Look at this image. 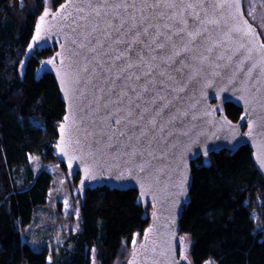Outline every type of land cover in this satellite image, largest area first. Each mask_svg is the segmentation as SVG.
Listing matches in <instances>:
<instances>
[{
    "label": "water",
    "instance_id": "water-1",
    "mask_svg": "<svg viewBox=\"0 0 264 264\" xmlns=\"http://www.w3.org/2000/svg\"><path fill=\"white\" fill-rule=\"evenodd\" d=\"M244 3L63 0L36 21L28 50L56 45L39 73L65 103L56 156L76 195L136 189L149 219L126 264H192L180 222L196 159L249 145L264 177V37Z\"/></svg>",
    "mask_w": 264,
    "mask_h": 264
},
{
    "label": "trees",
    "instance_id": "trees-1",
    "mask_svg": "<svg viewBox=\"0 0 264 264\" xmlns=\"http://www.w3.org/2000/svg\"><path fill=\"white\" fill-rule=\"evenodd\" d=\"M62 1L53 0L54 7ZM45 8L46 0H0V264H94L93 250L99 264H117L149 223L136 189H88L80 196L82 230L70 233L51 259L48 241L37 244L25 233L47 206L53 183L50 170L34 171L30 155L57 160L65 114L55 77L39 73L56 45L28 50ZM241 111L226 104L234 121ZM210 158L209 165L202 158L192 163L191 200L180 222L193 241L192 264L210 258L217 264H264V177L251 148L244 145L234 154L222 149ZM69 181L75 188L77 178Z\"/></svg>",
    "mask_w": 264,
    "mask_h": 264
},
{
    "label": "rangeland",
    "instance_id": "rangeland-1",
    "mask_svg": "<svg viewBox=\"0 0 264 264\" xmlns=\"http://www.w3.org/2000/svg\"><path fill=\"white\" fill-rule=\"evenodd\" d=\"M53 0H46V7L56 9ZM246 15L260 29L264 37V0H245ZM54 7V8H53ZM31 166L37 173L41 169H48L53 174V183L48 197V204L39 210L34 222L30 224L25 233L30 235L31 240L37 244L48 241L50 259L52 253L57 252L66 243L70 233L79 232L83 228L81 215V198L76 195V187L66 178V170L59 164V160H46L39 154L30 155ZM184 242L180 247V254L191 257L192 238L189 234H183ZM143 234L136 232L131 248L125 258H120L117 264H125L132 249L142 240ZM97 252L93 250L92 259L94 264H99ZM205 264H217L210 258Z\"/></svg>",
    "mask_w": 264,
    "mask_h": 264
},
{
    "label": "built area",
    "instance_id": "built-area-1",
    "mask_svg": "<svg viewBox=\"0 0 264 264\" xmlns=\"http://www.w3.org/2000/svg\"><path fill=\"white\" fill-rule=\"evenodd\" d=\"M59 164H60V162H59ZM65 176H66V178H67V175L65 174Z\"/></svg>",
    "mask_w": 264,
    "mask_h": 264
},
{
    "label": "bare ground",
    "instance_id": "bare-ground-1",
    "mask_svg": "<svg viewBox=\"0 0 264 264\" xmlns=\"http://www.w3.org/2000/svg\"><path fill=\"white\" fill-rule=\"evenodd\" d=\"M60 164H61V162H60Z\"/></svg>",
    "mask_w": 264,
    "mask_h": 264
}]
</instances>
